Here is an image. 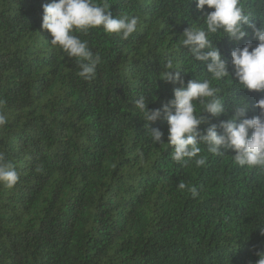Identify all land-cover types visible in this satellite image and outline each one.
I'll list each match as a JSON object with an SVG mask.
<instances>
[{
	"label": "trees",
	"instance_id": "trees-1",
	"mask_svg": "<svg viewBox=\"0 0 264 264\" xmlns=\"http://www.w3.org/2000/svg\"><path fill=\"white\" fill-rule=\"evenodd\" d=\"M50 2L0 0V114L7 117L0 155L19 174L12 188L0 183V264H256L264 252V170L236 165L231 149L214 155L203 145L205 165L177 163L134 108L139 95L150 109L173 98L179 85L160 77L169 60L185 83L210 78L207 62L178 41L202 24L195 0H107L113 16L139 23L127 39L102 28L78 34L100 56L91 80L49 42L41 25ZM241 2L258 26L264 22V0ZM245 28L239 44L210 37L230 73L232 49L256 44ZM212 83L225 112L205 113L201 130L233 115L241 97L249 117L259 113L264 92ZM149 125L167 142L163 114Z\"/></svg>",
	"mask_w": 264,
	"mask_h": 264
},
{
	"label": "clouds",
	"instance_id": "clouds-1",
	"mask_svg": "<svg viewBox=\"0 0 264 264\" xmlns=\"http://www.w3.org/2000/svg\"><path fill=\"white\" fill-rule=\"evenodd\" d=\"M196 8L203 14L197 19L202 24H192L185 28L180 37L179 46H185L195 60L206 63L208 79H189L186 83L181 76L179 64L169 60L165 71L160 75L164 80L178 84L173 89L174 96L161 108L150 109L145 95L135 99V109L145 121V128L151 140L157 144L166 143L172 148L171 158L177 163L191 160L196 167L206 163V151L214 155H224L231 149L236 165L264 170V96L257 99L255 107L259 113L252 117L247 115L249 103L241 97L233 104V115L221 120L219 126L209 124L203 130L200 125L209 122V116L219 117L225 112L224 95L213 86V81L226 80L229 86L238 85L241 89L264 92V22L259 26L255 23L257 16L245 10L241 0H195ZM205 6L211 11H206ZM139 18L135 16H113L107 0H51L43 5L42 28L51 35L49 41L53 46H59L74 58L79 65L78 75L85 80H91L96 72L100 56L93 54L86 40L79 33H87L92 28H102L106 34H118L123 39L137 30ZM245 25L252 30L256 40L255 46L249 41L242 47H234L231 51L230 73L228 62L210 37L213 34L227 36L239 44L248 32ZM175 69V72L169 70ZM185 72L186 69H183ZM235 100V98H234ZM3 103V101H0ZM163 114L168 124L167 142L164 132L152 128L149 122L161 118ZM7 123V117L0 114V125ZM222 131H217V128ZM19 179L14 165L0 155V183L12 188ZM178 190H184L186 184L179 182ZM195 198L198 191L190 189ZM264 231V230H262ZM256 264H264V252H258Z\"/></svg>",
	"mask_w": 264,
	"mask_h": 264
}]
</instances>
